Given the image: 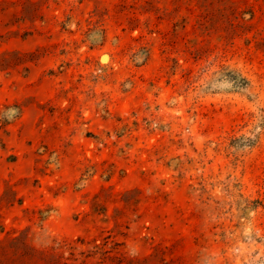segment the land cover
<instances>
[{"label":"rangeland","instance_id":"rangeland-1","mask_svg":"<svg viewBox=\"0 0 264 264\" xmlns=\"http://www.w3.org/2000/svg\"><path fill=\"white\" fill-rule=\"evenodd\" d=\"M0 264H264V0H0Z\"/></svg>","mask_w":264,"mask_h":264}]
</instances>
